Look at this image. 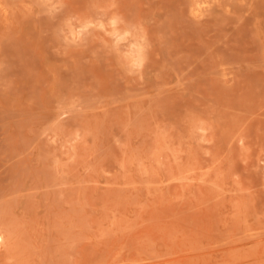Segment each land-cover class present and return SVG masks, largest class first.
<instances>
[{
	"label": "rangeland",
	"instance_id": "1",
	"mask_svg": "<svg viewBox=\"0 0 264 264\" xmlns=\"http://www.w3.org/2000/svg\"><path fill=\"white\" fill-rule=\"evenodd\" d=\"M0 264H264V0H0Z\"/></svg>",
	"mask_w": 264,
	"mask_h": 264
}]
</instances>
